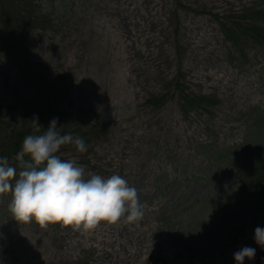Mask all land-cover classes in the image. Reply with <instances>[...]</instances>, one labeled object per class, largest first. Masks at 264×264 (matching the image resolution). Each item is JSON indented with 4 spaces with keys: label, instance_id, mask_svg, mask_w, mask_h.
<instances>
[{
    "label": "rangeland",
    "instance_id": "rangeland-1",
    "mask_svg": "<svg viewBox=\"0 0 264 264\" xmlns=\"http://www.w3.org/2000/svg\"><path fill=\"white\" fill-rule=\"evenodd\" d=\"M23 1L0 11V157L34 114L44 128L58 118L87 146L63 147L62 159L85 178L123 177L144 215L88 231L18 222L5 193L0 264H235L245 246L256 248L246 264H264L263 186L243 174L264 162V0ZM22 21L23 46L10 33ZM3 42L27 60L9 61ZM184 95L216 104L189 108Z\"/></svg>",
    "mask_w": 264,
    "mask_h": 264
},
{
    "label": "clouds",
    "instance_id": "clouds-1",
    "mask_svg": "<svg viewBox=\"0 0 264 264\" xmlns=\"http://www.w3.org/2000/svg\"><path fill=\"white\" fill-rule=\"evenodd\" d=\"M31 125L33 132L23 138L13 157L15 164L6 156L0 157V195L11 193L9 210L16 221L88 231L100 222L117 223L124 218L134 223L142 219L137 190L123 177L89 173L85 178L84 168L75 160L62 159L59 153L65 146H74L79 153L87 151L80 136L64 133L58 118H52L45 129L34 114ZM254 241L264 249V227L255 228ZM255 256L256 248L245 246L233 259L235 264H244Z\"/></svg>",
    "mask_w": 264,
    "mask_h": 264
},
{
    "label": "trees",
    "instance_id": "trees-1",
    "mask_svg": "<svg viewBox=\"0 0 264 264\" xmlns=\"http://www.w3.org/2000/svg\"><path fill=\"white\" fill-rule=\"evenodd\" d=\"M4 0H0V11H2L4 5ZM23 5H27V0H24L23 1ZM27 9V7H26ZM17 20H20V17L18 16V19ZM30 22V23H29ZM23 24H25L24 28L22 30H17L16 32L14 31H11L12 29L10 28L9 24L6 25L7 29H8V32L10 33H16V35L14 34H11V38L13 39H19V44L21 43V45L23 46V43L25 42V38L28 34V29L31 28L32 26V22L31 21H28L26 23H24L22 21ZM35 24H40L42 25L43 27L45 26H48V24L45 22V20H43V22H40L39 23L34 20V23L33 25ZM256 31L255 28H244L243 29V35H247V36H250L251 38H253L252 34L253 32ZM259 29H257L256 32H258ZM4 35H0V38H2L4 40V38H6V35L5 33L3 32ZM232 38V37H231ZM232 40H237V37H233ZM5 42V40H4ZM4 42L2 43L3 44V47H4V50L8 53V56L9 57H13V59H16L20 62V58L21 56L23 55V51L20 50L19 52L16 50V49H12V47H15V45H12L11 43H5ZM28 66V65H27ZM27 66L23 65V67H21L23 70L25 68H27ZM185 101L187 103V105L189 107H194V106H198L200 104H206V105H211V104H214L213 102L211 101H208V100H205V99H191L190 97H185ZM40 125L44 126V123H41ZM46 129V128H45ZM33 132V129L32 130H29V132H25V133H18V135L15 137V139L12 140V143H13V146H14V151L12 154H9L11 155V157L9 158V161L10 163L12 164H15V161L13 160V157L15 156V154L20 150V147H21V144H22V141H23V138L28 135V134H31ZM8 153V152H6ZM60 154V153H59ZM7 157V155H4L3 157ZM17 171H19V169H17ZM246 175L247 178H250L251 181H254L255 178H258V181L262 184V188L258 194V197H257V200H256V207L257 209H264V163H261L257 168H255L254 170L251 168L249 169H246V172L244 173ZM255 184V183H254ZM254 184H251V186L254 188L256 186H254Z\"/></svg>",
    "mask_w": 264,
    "mask_h": 264
},
{
    "label": "bare ground",
    "instance_id": "bare-ground-1",
    "mask_svg": "<svg viewBox=\"0 0 264 264\" xmlns=\"http://www.w3.org/2000/svg\"><path fill=\"white\" fill-rule=\"evenodd\" d=\"M247 262H250V261H248V260L246 259V260H245V264H246Z\"/></svg>",
    "mask_w": 264,
    "mask_h": 264
}]
</instances>
